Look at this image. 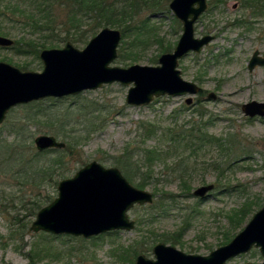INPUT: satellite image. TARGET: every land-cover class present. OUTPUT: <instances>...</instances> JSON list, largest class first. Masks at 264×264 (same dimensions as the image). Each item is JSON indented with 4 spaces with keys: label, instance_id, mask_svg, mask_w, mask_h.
I'll return each mask as SVG.
<instances>
[{
    "label": "rangeland",
    "instance_id": "1",
    "mask_svg": "<svg viewBox=\"0 0 264 264\" xmlns=\"http://www.w3.org/2000/svg\"><path fill=\"white\" fill-rule=\"evenodd\" d=\"M240 2L224 0L223 3L222 0L212 10L209 4V10L195 23V37L213 34L215 39L200 52H190L180 59L179 68L184 79L202 87L203 95L193 96L192 104L186 103L187 96H160L149 105L133 106L126 101L130 85L119 82L77 95L49 97L59 99L45 102V105L53 106L51 109L59 119L52 125L45 119L38 120L37 124L30 122L33 137L32 143L26 142V147L32 144L36 148L34 139L42 134L53 135L65 143L79 141L70 157V170L65 178L74 176L93 160L105 167H118L128 178L117 164V158L130 150L136 162L134 166L140 163L142 166L140 172H134L135 176L128 180L137 186L140 176L143 177L146 180L143 189L155 194L154 201L144 204L146 207L136 205L129 211V216L135 220L132 230L109 231L90 237L30 232L36 217V214L25 217L29 212L31 194L50 193L51 198L43 204L45 206L57 197L58 184L48 183L34 191L23 181L1 176L5 192H0V264H135L137 256L132 262L133 256L125 252L128 246L142 239L141 245L138 242L141 249L147 246L144 239L148 240L154 234L159 238L174 234L182 227L185 230L181 245L175 246L186 253L206 255L224 245L225 235L233 225L229 221L231 213L249 200L255 205L253 214L264 206V117L250 118L242 111L244 103L264 101V66L253 71L248 69L255 50L264 55V16L252 18ZM54 11L57 36L52 41L54 46L48 48H63L71 41L78 49H84L101 30L93 31L88 20L77 27L70 21L65 4L55 6ZM147 15L151 16L150 23L156 27L157 35L175 45L183 27L170 10L169 3L163 10L145 9L141 13L142 17ZM16 28L18 33L29 32L24 23H18ZM3 36L17 37L12 34ZM34 37L47 38L36 31ZM10 47L0 46V61L23 71L43 70L40 55L36 58L16 54ZM156 55L157 63H154L152 59ZM160 55L158 43L154 42L135 63L157 65ZM135 63L131 60L120 62L118 56L111 65L128 67ZM23 64L27 68H23ZM212 92L217 96L210 100L208 95ZM199 97L201 101H198ZM29 112V108L21 105L11 109L2 124L3 137L13 138L12 130L21 127ZM193 125L205 126L209 133L226 141L223 147H212L209 151L204 148L198 156L185 154L186 159L182 162L177 155L180 148L177 149V142L173 139L170 141V135L174 132L185 135ZM151 149L159 153L153 155L149 152ZM52 151L47 157L58 154L57 150ZM147 166L149 175L144 172ZM184 179L190 185L191 196L183 194L181 185ZM208 184H214V188L204 197L194 195L197 188ZM167 193L174 194V199L167 198ZM253 214L241 227L231 231L230 236L234 237L242 230ZM15 215L29 221L24 235L10 232ZM153 247L150 250L143 248L139 254L153 258ZM36 250L42 254L31 259L29 251L35 253ZM263 260L259 248H253L230 259L229 263L255 264Z\"/></svg>",
    "mask_w": 264,
    "mask_h": 264
},
{
    "label": "water",
    "instance_id": "2",
    "mask_svg": "<svg viewBox=\"0 0 264 264\" xmlns=\"http://www.w3.org/2000/svg\"><path fill=\"white\" fill-rule=\"evenodd\" d=\"M169 7L183 23V31L175 48L162 53L157 65H111L119 56L122 32L108 26L93 36L84 49H78L71 41L63 48L43 49L40 53L42 71H23L0 61V126L10 110L18 105L77 95L114 82L130 85L126 101L133 106L149 105L155 98L166 95L187 96L186 103L192 104L193 96L201 93L202 87L184 79L179 62L190 52H200L215 39L213 34L195 37V23L209 4L208 0H172ZM13 44L14 39L0 35L1 47ZM258 66H264V55L255 50L248 69L253 71ZM216 96L209 93L208 99ZM242 111L250 118L264 117V101L244 103ZM34 142L39 151L66 146L48 134L36 136ZM213 188L214 184L201 186L194 195L204 197ZM153 201V193L133 185L121 169L105 167L93 160L74 176L59 181L57 197L39 209L29 231L90 237L109 231L132 230L135 220L129 216V211L136 205ZM253 248H259L264 258V206L228 243L209 254L186 253L175 245L159 242L153 247V258L139 254L135 264H231L230 259ZM255 264H264V260Z\"/></svg>",
    "mask_w": 264,
    "mask_h": 264
},
{
    "label": "trees",
    "instance_id": "3",
    "mask_svg": "<svg viewBox=\"0 0 264 264\" xmlns=\"http://www.w3.org/2000/svg\"><path fill=\"white\" fill-rule=\"evenodd\" d=\"M171 0H0V34L2 35H14L17 36L14 39V45L10 47L16 54H23L27 56H34L39 58L40 52L52 45V41L56 38L57 33L54 29L57 22L55 16L56 11L54 7H63L64 4L69 11L70 21L75 22L77 27L83 25V22L90 21L92 23L93 31L99 30L104 27H112L120 29L122 32V40L119 48V61L127 62L129 60L134 63L138 61L140 55L144 50H147L154 42L158 43V49L160 54L172 51L175 47L169 41H165L164 37H159L156 32V27L150 23L152 20L150 15L141 16V13L145 9H159L163 10L167 8L168 3ZM244 10L248 11V15L252 18L264 16V0H239ZM167 2L165 5L164 3ZM222 2V0H209L211 10L213 6L216 8ZM224 3V0H223ZM164 5V6H163ZM209 10V8H208ZM11 14V15H9ZM18 17L19 19H17ZM175 21H177L175 19ZM236 21V20H235ZM28 25L29 32L18 33L19 29L16 28L17 24ZM17 30V33H16ZM34 31L40 32L46 39L34 37ZM87 30L83 31L86 32ZM96 31L94 32L96 34ZM46 32V33H45ZM83 34V33H81ZM94 34V35H95ZM83 37V36H81ZM154 63H157V55L152 59ZM27 68V65L22 66ZM203 94H200V97ZM200 97L198 101H201ZM58 98H45L43 100L34 101L28 104L21 105L29 108L30 112L24 117V120L17 130H12L13 138L3 137L2 126L0 127V192L3 190V183L1 176L8 177L9 179L20 180L24 185H29L34 191L41 189L45 184L57 185L61 179L67 177V173L70 170V157L74 154L75 145H78L79 141L66 142L65 149H47L39 151L33 148L32 144L27 145L26 142L32 143L33 133L32 123L37 124L38 120L45 119L51 121L50 125L58 120V116L52 111L51 105H45L46 101H58ZM56 104V103H55ZM32 122V123H30ZM26 130V133L24 130ZM91 130V129H90ZM172 130V129H171ZM172 132V131H170ZM177 142L178 158L183 162L186 159L185 154L190 156L200 155V151H209L212 147H223L224 139L214 134L209 133V130L193 125L186 131L185 135L181 136L180 132H174L170 135V141ZM25 142V143H24ZM181 142V145H179ZM176 149V150H177ZM52 150H57L58 154L53 157H47L49 153H53ZM183 150V151H182ZM189 150V153H187ZM69 151V153H66ZM150 153L153 155L159 153L158 150L151 149ZM177 152V151H176ZM188 156V155H187ZM133 156L130 150L124 152L119 158H117V164L124 170L129 179H132L134 172H140V166L142 164H136L133 161ZM182 166V165H181ZM150 168L147 166L146 174ZM148 172V173H147ZM140 174V173H139ZM149 175V174H148ZM140 181L137 186L145 188L146 180L140 176ZM183 194L191 196V189L188 182L184 179L182 181ZM1 194V193H0ZM4 195V194H2ZM155 195V194H154ZM175 195L167 193V198L174 199ZM50 193L33 192L31 199L29 200L30 206L29 215L37 214L38 210L50 200ZM153 207V205H147ZM144 207H146L144 205ZM255 205L252 201H246L244 205L238 209L234 214L229 215V221L231 220L232 228L226 233L225 240L222 244L228 243L233 237H231V231H235L238 227H241L246 220L253 214ZM141 222L140 219L138 220ZM29 221H25L18 215H15L13 225L10 228V232H15V235L26 233ZM185 227L180 228L176 233L170 235H164L158 237L155 234L148 240L144 239L146 247L139 249L138 242L142 243V239L136 243H132L125 249V252L134 257L139 253H142L143 248L149 250L153 245L158 242H165L172 245H181V236ZM129 252V253H128ZM42 253L36 250L35 253H28L31 259L40 256Z\"/></svg>",
    "mask_w": 264,
    "mask_h": 264
}]
</instances>
